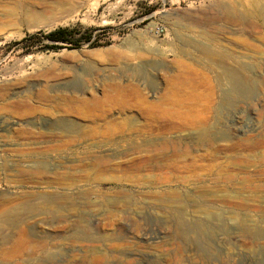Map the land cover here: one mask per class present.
Returning <instances> with one entry per match:
<instances>
[{"label": "rangeland", "instance_id": "1", "mask_svg": "<svg viewBox=\"0 0 264 264\" xmlns=\"http://www.w3.org/2000/svg\"><path fill=\"white\" fill-rule=\"evenodd\" d=\"M263 14L0 0V264H264Z\"/></svg>", "mask_w": 264, "mask_h": 264}, {"label": "trees", "instance_id": "2", "mask_svg": "<svg viewBox=\"0 0 264 264\" xmlns=\"http://www.w3.org/2000/svg\"><path fill=\"white\" fill-rule=\"evenodd\" d=\"M46 40L53 42L52 45L48 46L49 49H76L84 43H89L90 46L93 47L98 46V39L96 36H94L92 30H89L81 35L77 28H59L45 35L41 33L32 34L17 44L26 43L29 41L39 42ZM57 43L60 44L57 45Z\"/></svg>", "mask_w": 264, "mask_h": 264}, {"label": "bare ground", "instance_id": "3", "mask_svg": "<svg viewBox=\"0 0 264 264\" xmlns=\"http://www.w3.org/2000/svg\"><path fill=\"white\" fill-rule=\"evenodd\" d=\"M65 3V2H64ZM240 11V10H239ZM236 12V11H235ZM242 13V12H241ZM263 19H264V14H263ZM201 48H202V52H204V54H206V55H208L209 57H212V55H213V49L212 48H208V47H206V46H201ZM220 57V56H219ZM234 72V71H233ZM222 80L223 81H226L227 83H233V82H235L236 80H238V77H237V75L236 74H230V73H226V68H225V70L222 72ZM226 84V83H225ZM200 135V134H199ZM206 135H207V132H205V131H203L202 133H201V135L199 136V137H206Z\"/></svg>", "mask_w": 264, "mask_h": 264}]
</instances>
